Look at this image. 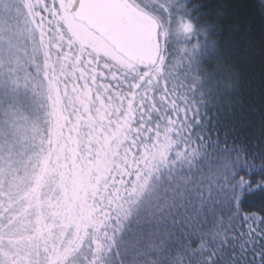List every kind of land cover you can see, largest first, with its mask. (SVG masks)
Returning <instances> with one entry per match:
<instances>
[{
  "label": "snow or ice",
  "instance_id": "6c2138e0",
  "mask_svg": "<svg viewBox=\"0 0 264 264\" xmlns=\"http://www.w3.org/2000/svg\"><path fill=\"white\" fill-rule=\"evenodd\" d=\"M232 15L0 0V264H264V111L228 63L255 40L225 38Z\"/></svg>",
  "mask_w": 264,
  "mask_h": 264
},
{
  "label": "trees",
  "instance_id": "16d2710c",
  "mask_svg": "<svg viewBox=\"0 0 264 264\" xmlns=\"http://www.w3.org/2000/svg\"><path fill=\"white\" fill-rule=\"evenodd\" d=\"M206 2L207 0H193L196 4ZM218 2L225 5L227 11L233 14L227 20L216 22L220 29H225L227 26L225 38L243 41L247 35L249 39L255 40L254 48L250 43H236L230 50L231 58L228 63L235 65L239 76L237 98L252 111H264V52L261 50L260 41L262 34L260 30L264 28V18L261 17L264 2L262 0H218ZM246 178L256 181L264 179L260 176ZM262 195L264 194L258 193L252 197L254 207L247 210L259 211Z\"/></svg>",
  "mask_w": 264,
  "mask_h": 264
}]
</instances>
